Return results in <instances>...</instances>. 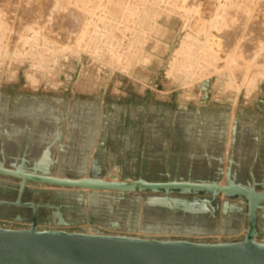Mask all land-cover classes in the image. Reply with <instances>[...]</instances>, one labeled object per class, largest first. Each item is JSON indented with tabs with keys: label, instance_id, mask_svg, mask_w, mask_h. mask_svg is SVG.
<instances>
[{
	"label": "water",
	"instance_id": "95a60500",
	"mask_svg": "<svg viewBox=\"0 0 264 264\" xmlns=\"http://www.w3.org/2000/svg\"><path fill=\"white\" fill-rule=\"evenodd\" d=\"M211 84H202L203 106L211 101ZM8 109L0 95V264H264V167L259 166L264 137L252 138L238 116L228 160V122L221 135H212L216 167L209 178L153 181L143 173L123 172L118 178L106 169L112 115H102L99 106L79 113L70 102L63 112L60 106L49 112L57 124L48 134L54 139L44 148H21L18 165L15 155L3 152V140L25 133L6 131ZM44 111L27 106L19 116L39 122L46 119ZM79 131L89 140L84 159L75 164L72 138ZM251 145L256 149L253 165ZM35 152L43 158L32 159ZM87 227H95L94 234ZM236 230H244L241 239L197 241Z\"/></svg>",
	"mask_w": 264,
	"mask_h": 264
},
{
	"label": "rangeland",
	"instance_id": "374dc122",
	"mask_svg": "<svg viewBox=\"0 0 264 264\" xmlns=\"http://www.w3.org/2000/svg\"><path fill=\"white\" fill-rule=\"evenodd\" d=\"M207 81L203 113L230 129L238 116L252 138L264 137V0H0L8 119L21 118L26 100L61 112L75 100L103 114L120 109L109 134L125 135L131 102L193 115Z\"/></svg>",
	"mask_w": 264,
	"mask_h": 264
},
{
	"label": "crops",
	"instance_id": "0c3cea01",
	"mask_svg": "<svg viewBox=\"0 0 264 264\" xmlns=\"http://www.w3.org/2000/svg\"><path fill=\"white\" fill-rule=\"evenodd\" d=\"M149 100L151 101V99ZM149 100L145 99L144 101ZM71 102L75 106L78 105L80 108L79 113H81V109H86L83 111V114H87V110L92 106L90 104L76 102L75 100ZM23 104L44 108L43 115L46 119L43 121L39 120V122L34 119L26 120L24 118L6 120L4 127L6 131L15 128L16 130L12 132L16 134L18 132L25 133V135L17 136L13 139L6 137L3 140V152L5 154L9 152L10 156L15 155V162L18 165L21 164V159L24 156L21 148L23 149L26 145H40L44 148L46 143L54 139L52 138L53 135L50 137L48 134H53L57 130V124L53 119L49 118L50 110L56 108L53 103L30 99L29 101H23ZM103 104L101 102V105ZM206 106H198L193 115L183 113V111L178 112L177 110L180 109H176L173 116L168 117L164 111L158 112L154 109L152 104L144 106L140 112V109L138 110L135 104L131 102L127 114V120L131 123V127L128 129L127 134L119 133L118 135L116 133L111 136L109 133L113 128L111 127L108 130L105 147L106 169H112L113 175L117 177L121 176L123 172H127L132 176H139L143 173L144 176L153 181L159 178L167 179L169 176L181 180H198L202 175L205 178H209L216 167V161L213 155L215 148L210 131V124H215L214 121L217 115L203 113L205 112L204 108ZM117 112L118 114L121 113V115L123 113L120 109ZM168 120H171L172 123V127L170 128L165 126ZM114 124L115 117L112 116V125L114 126ZM67 133L68 128L66 129L65 139L63 140L64 145L69 140ZM72 139H74V142H72L74 152L70 155L73 158L71 160L73 162L75 161V164H79L84 159V144L89 139H87L83 131L77 132V135ZM99 143L100 136L95 140L93 159H95L94 157ZM35 153V155L31 154L32 159L41 160L43 158L42 152ZM228 153L225 157L226 160ZM225 162L227 163V161ZM85 229L90 234H94L96 231L95 227H87ZM236 231V233L225 236L224 238H227L228 241H233L241 239L245 234L244 230ZM216 237H222L220 232Z\"/></svg>",
	"mask_w": 264,
	"mask_h": 264
},
{
	"label": "flooded vegetation",
	"instance_id": "af4514ba",
	"mask_svg": "<svg viewBox=\"0 0 264 264\" xmlns=\"http://www.w3.org/2000/svg\"><path fill=\"white\" fill-rule=\"evenodd\" d=\"M112 113L115 115V114H117V111H116V110H113V111H111V114H112ZM109 114H110V113H109ZM111 114H110V115H111ZM113 114H112V115H113ZM114 115H113V116H114ZM114 117H115V116H114ZM223 123H224V122H220L218 125H216V124H214V125L212 124V125H211V130H210V131H211V134H212L213 136L215 135L214 133H217V132H219L220 135H221V133L224 131V128H223V125H224V124H223ZM165 126H166L167 128H168V127H169V128L172 127L171 120H168V121H167V124H165ZM126 127H127L126 130H128V129L131 127V123L128 122V120L126 121ZM259 133H260V132H259ZM118 135H119V134H118ZM255 138H256V137H255ZM261 150H262V154H263V153H264V142L262 143V149H261ZM263 157H264V156H263ZM253 163H254V162H252L251 165H253ZM260 165H261L262 167H264V159H263V164H262L261 162H259V166H260ZM263 169H264V168H263Z\"/></svg>",
	"mask_w": 264,
	"mask_h": 264
},
{
	"label": "bare ground",
	"instance_id": "6f19581e",
	"mask_svg": "<svg viewBox=\"0 0 264 264\" xmlns=\"http://www.w3.org/2000/svg\"><path fill=\"white\" fill-rule=\"evenodd\" d=\"M186 45H188V44H184V45H182L183 46V49L182 50H180L181 51V53H180V55H186V54H188V57L190 56V52H188L189 51V49L190 48H187V47H185ZM179 51V52H180ZM212 54V53H211ZM178 55V54H177ZM210 57V56H209ZM207 59H208V56L205 58V61H207ZM259 74V73H258ZM228 128H229V131L227 132L228 133V140H229V143H230V139H231V135H232V129H233V123H232V127H231V129H230V127H229V124H228ZM5 139V138H4ZM229 143H228V147H229ZM244 153V152H243ZM241 157H243V155L241 156ZM227 160H228V158H227ZM226 161V160H225ZM238 163V162H237ZM226 173V172H225ZM221 185H224V184H221Z\"/></svg>",
	"mask_w": 264,
	"mask_h": 264
},
{
	"label": "built area",
	"instance_id": "2783aa9c",
	"mask_svg": "<svg viewBox=\"0 0 264 264\" xmlns=\"http://www.w3.org/2000/svg\"><path fill=\"white\" fill-rule=\"evenodd\" d=\"M137 237H140V235H138ZM169 238H172V237H169ZM224 240L228 241V239L224 237H205V238L197 239V241L210 242V243L223 242Z\"/></svg>",
	"mask_w": 264,
	"mask_h": 264
}]
</instances>
